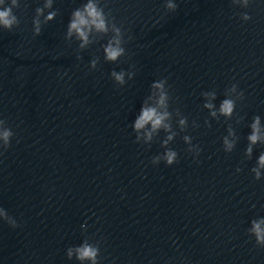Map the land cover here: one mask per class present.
<instances>
[{
    "label": "clouds",
    "instance_id": "9594fccd",
    "mask_svg": "<svg viewBox=\"0 0 264 264\" xmlns=\"http://www.w3.org/2000/svg\"><path fill=\"white\" fill-rule=\"evenodd\" d=\"M249 0H244V5L247 7ZM5 0H0V6L4 5ZM53 0H46L43 8H36V16L33 18V32L34 35L38 36L41 34V21L39 16L43 13L44 8H51ZM101 0H87L85 4L81 7L74 9L71 13L69 23L67 25V33L66 39H70L73 36L76 37L79 43V48L84 49L88 46L92 41L89 39L90 35L99 36L103 38L107 36L109 32L113 35L109 38L106 46L103 48L105 53V60L109 62H116L119 58L126 55V50L123 47L125 43V33L122 29V26H117L114 19L111 17L110 13H106L104 8L100 6ZM19 0H11V7H3L0 10V28L5 30H12L15 26L19 25V19L14 14L13 9L19 8ZM167 9L171 11H175L177 9V4L173 3L172 0H167L166 4ZM57 15L56 11L49 12L45 17V23L53 20ZM242 19L247 21L251 19L248 14H242ZM77 59H81L78 55ZM98 63V58H94L91 61V68L95 69ZM134 68V65L131 66ZM135 73L133 71L125 72V71H112L111 78L115 81V83L119 86H123L126 83L125 76L128 79H132ZM167 85V79H160L152 83L151 88L158 91V98L155 99L154 106L149 104V101L153 99V95H149L148 98L143 102L142 106L139 110V115L134 119V123L132 124V128L135 132L136 142L138 143L140 140L141 130L149 129L145 132V143H150L153 139V134L156 133L159 129L163 128L166 132L170 130V124L165 123V121L169 118L170 112L167 110L168 108V100H169V92L166 90L165 86ZM236 85H233V91H235ZM214 97V93L212 94ZM244 93L241 92V96ZM205 107L212 108L211 104H206ZM234 110V101L231 99H225L220 107V113L224 116L230 117ZM213 116L216 115V112L211 113ZM4 120L0 119V124H3ZM180 125L184 126L186 124V119L180 120ZM252 134L248 136V140L251 142L247 149V154L251 155L252 146L256 144L258 140L261 139L260 136V119L257 116L254 122L251 124ZM232 134L231 131L229 133ZM14 133L11 128H6L3 131H0V141H3L0 144V149L7 150L11 145V139ZM172 135H168L167 139L163 141L164 145H167L169 141L173 139ZM185 141H190L188 136L184 137ZM225 145V151L231 152L234 144L230 142L227 137L224 138L223 141ZM197 147L198 146H194ZM191 151V149H189ZM200 152L197 151L196 155L198 156ZM2 154V153H0ZM178 160V153L169 148L162 155H156L152 157L151 163L156 165L163 161L166 165L171 166L176 163ZM259 165L260 167H264V154H261L259 157ZM240 171V169H237ZM253 172L256 173L255 179L259 180L260 173L258 169H252ZM0 216H3L8 223L13 227H19L16 220L9 217L3 210L0 208ZM264 224V221H260L259 223L253 222V228L251 229V233L255 235L256 244L260 247H264V227L261 225ZM75 257L78 261H90L91 264H99L100 258V245L91 244L88 241H84L79 247L69 248L67 251V256L69 259Z\"/></svg>",
    "mask_w": 264,
    "mask_h": 264
}]
</instances>
